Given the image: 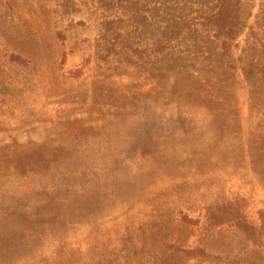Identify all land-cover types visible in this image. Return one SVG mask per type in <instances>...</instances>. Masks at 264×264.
Here are the masks:
<instances>
[{
    "label": "rangeland",
    "instance_id": "rangeland-1",
    "mask_svg": "<svg viewBox=\"0 0 264 264\" xmlns=\"http://www.w3.org/2000/svg\"><path fill=\"white\" fill-rule=\"evenodd\" d=\"M217 1L0 0V264H264V0Z\"/></svg>",
    "mask_w": 264,
    "mask_h": 264
},
{
    "label": "trees",
    "instance_id": "trees-1",
    "mask_svg": "<svg viewBox=\"0 0 264 264\" xmlns=\"http://www.w3.org/2000/svg\"><path fill=\"white\" fill-rule=\"evenodd\" d=\"M241 0H218L211 8V12L205 19L208 23L214 24V27L221 31L224 38L230 39L235 38L245 27L247 23V18L251 15V7L247 8L245 18H242L240 14ZM264 71V66L258 68ZM260 77L261 83L264 85L263 74L258 75ZM264 228V226H263ZM242 234L247 235V238L251 239L253 235L256 234L255 228L247 226L242 231ZM259 247V244L257 245Z\"/></svg>",
    "mask_w": 264,
    "mask_h": 264
}]
</instances>
